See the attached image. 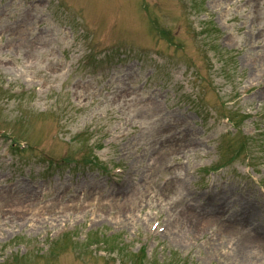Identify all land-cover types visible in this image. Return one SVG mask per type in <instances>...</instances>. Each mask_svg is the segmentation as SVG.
Masks as SVG:
<instances>
[{
  "label": "rangeland",
  "instance_id": "obj_1",
  "mask_svg": "<svg viewBox=\"0 0 264 264\" xmlns=\"http://www.w3.org/2000/svg\"><path fill=\"white\" fill-rule=\"evenodd\" d=\"M0 264H264V0H0Z\"/></svg>",
  "mask_w": 264,
  "mask_h": 264
}]
</instances>
